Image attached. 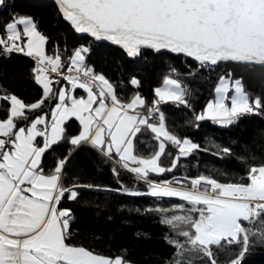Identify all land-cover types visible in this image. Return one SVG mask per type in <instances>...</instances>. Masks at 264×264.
Masks as SVG:
<instances>
[{"label": "snow or ice", "instance_id": "obj_1", "mask_svg": "<svg viewBox=\"0 0 264 264\" xmlns=\"http://www.w3.org/2000/svg\"><path fill=\"white\" fill-rule=\"evenodd\" d=\"M5 2L0 0V6ZM58 3L63 17L77 32L121 45L129 56L150 48L182 53L201 65L232 61L264 66V0H58ZM19 25H23L22 31ZM47 40L30 17L13 18L5 25V35L0 36V52H20L37 59L38 65L33 69L35 80L44 90V97L30 105L15 94L0 96V100L10 101L7 118L0 119V264H130L123 257L108 258L66 243L72 217L69 209H59L58 205L65 192L70 199H76L77 186L66 189L60 185L64 161L54 174L45 175L40 167L41 158L63 139L64 122L76 117L83 131L71 138L72 145L90 141L105 155L118 157L123 168L143 180H147L150 171H171L181 157L190 155L198 145L180 140L166 130L159 103L174 101L187 106L186 89L178 79L166 78L163 87L155 90L159 99L147 109V115H141L136 109L143 108L145 100L136 95L130 102L122 103L112 83L85 65L87 48L74 52L65 75L60 72L63 68L60 54H46ZM50 73H58L71 86L70 90L61 88L56 95L59 102L51 125L44 116H39L27 130L24 126L17 127V120H28L25 110H37L52 98L54 81ZM131 83L139 86L136 79ZM230 83L235 91L231 98ZM77 88L87 92L86 99L69 95V91ZM216 92L217 100L209 103L206 114L197 115V120L210 118L231 124L241 115L264 107L259 97H249L240 79L230 82L222 77ZM155 113H160L158 124L150 123ZM38 126H43V130ZM142 129H150L179 148L171 168L158 163L165 152L164 140L150 158L134 154V140ZM36 137H44L43 146L34 143ZM222 151L230 153L228 148ZM248 175L247 184H225L200 176L190 181V189L172 187V182L150 183V192L129 194L178 197L191 205L184 215L168 216L167 209H156L165 213L163 222L171 228L187 226V230L181 228L178 233L186 238L183 244L170 241L179 249L178 256L196 253L207 257L210 264H217L212 246H221L223 241L229 246L241 245L230 262L241 264L250 242L251 245L264 242V232L242 223L254 224L264 218V164L251 167ZM177 207L183 210V205ZM174 264L180 261L177 259Z\"/></svg>", "mask_w": 264, "mask_h": 264}, {"label": "trees", "instance_id": "obj_2", "mask_svg": "<svg viewBox=\"0 0 264 264\" xmlns=\"http://www.w3.org/2000/svg\"><path fill=\"white\" fill-rule=\"evenodd\" d=\"M15 17H30L38 30L48 37L45 51L48 56L60 54L64 70L69 58L81 47L87 48L84 63L96 74H103L112 83L118 99L130 102L136 95L145 100L137 112L145 114L159 98L155 90L163 86L166 78L178 79L186 89L188 105L174 107L171 103L161 108L166 130L178 139H187L198 145L190 155L181 157L175 168L163 173H149L147 180L123 168L118 157H109L88 144L72 145L71 138L79 135L80 127L73 120L66 124L63 139L44 154L41 169L45 175L54 174L64 161L60 185L66 189L77 186L76 199L68 192L61 198L59 209H69L71 219L66 243L84 247L94 254L108 258L123 257L131 264H210L207 257L185 252L170 241L183 244L181 228L173 229L163 222L167 215H184L191 207L185 201L158 198L151 195H130L129 192H150V183L172 182L177 188L190 189V181L200 176L216 179L220 183H249V169L264 164V107L250 116H240L227 127L212 121L197 120L216 95L221 78L234 82L240 79L251 99L259 97L264 103V66L235 62L217 65L204 64L181 55L141 50L130 58L121 48L106 42H97L89 36H80L65 21L59 7L51 0H6L0 6V36L5 25ZM25 39V38H24ZM34 61L24 55L2 56L0 52V96L15 94L25 104H33L44 97L41 85L35 80ZM52 98L45 100L37 110H25L28 120H17V127L30 126L36 117L44 116L49 122L58 103L56 95L66 82L51 75ZM139 81V86L131 83ZM59 81V83H56ZM10 101L0 100V119L9 114ZM160 113L150 123H159ZM41 138H38L40 142ZM159 138L150 129H142L134 140V153L139 158H150L159 150ZM165 152L159 164L171 168L179 155V148L164 140ZM228 148L230 153L222 150ZM127 190V191H126ZM183 205V210L177 206ZM151 209V211H150ZM264 232V227L259 229ZM187 247V245H186ZM217 264H230L229 253L212 246ZM241 264H264V242L251 245Z\"/></svg>", "mask_w": 264, "mask_h": 264}, {"label": "crops", "instance_id": "obj_3", "mask_svg": "<svg viewBox=\"0 0 264 264\" xmlns=\"http://www.w3.org/2000/svg\"><path fill=\"white\" fill-rule=\"evenodd\" d=\"M20 29H21V31H22V29H23V25H19L18 26ZM25 40H26V38H25ZM41 85V84H40ZM41 87H42V89H43V86L41 85ZM52 87V86H51ZM61 88H65V89H69L70 90V88H71V86H70V84L69 83H67V82H65L64 84H63V86L61 87ZM95 90V89H94ZM43 94H44V90H43ZM69 95H72V96H75L76 98H84V99H86L87 98V92L84 90V89H79V88H77L74 92L73 91H69ZM59 102V101H58ZM174 102V101H173ZM58 104V103H57ZM69 104H70V101H69ZM56 107V106H55ZM55 107H54V109H53V111H52V114H53V112L55 111ZM94 107H95V105H94ZM138 109H140V108H137L136 109V111H138ZM141 115H144V114H142V113H140ZM85 115H87V113H85ZM75 121L77 124H78V126L80 127V133L83 131V125L80 123V121L76 118V117H71V118H69V119H67L65 122H64V124L62 125V127L64 128V130H65V128H66V124L69 122V121ZM51 122H52V115H51V118H50V120H49V122H48V124L49 125H51ZM213 122V121H212ZM38 128H40L41 130H43V126H38ZM27 130V129H26ZM65 132V131H64ZM79 133V134H80ZM64 134V133H63ZM0 138H2V137H0ZM38 138H41L40 139V142H39V140H38ZM159 138H163V137H159ZM164 139V138H163ZM44 137H36V139H35V141H34V143L37 145V146H43V144H44ZM84 144H88L89 146H92L93 148H95V149H97V150H99V151H102L99 147H97V146H94L90 141H84V142H81L79 145H77V146H80V145H84ZM55 145V144H54ZM53 146V145H52ZM51 146V147H52ZM103 153H104V151H102ZM45 154V153H44ZM44 156V155H43ZM43 156H42V158H41V163H42V159H43ZM41 163H40V166H41ZM149 173H152V172H149ZM154 173V172H153ZM60 182V181H59Z\"/></svg>", "mask_w": 264, "mask_h": 264}, {"label": "rangeland", "instance_id": "obj_4", "mask_svg": "<svg viewBox=\"0 0 264 264\" xmlns=\"http://www.w3.org/2000/svg\"><path fill=\"white\" fill-rule=\"evenodd\" d=\"M50 76H51V74H50ZM51 78L53 79V77L51 76ZM230 80V79H229ZM230 82H232L231 80H230ZM219 84H220V82L218 83V85H217V87L219 86ZM163 87V86H162ZM216 87V88H217ZM228 95H229V98H231V96H233V95H235V91H234V86H233V83H230V90H229V93H228ZM217 98H218V94H217V92H216V95H215V98L211 101V102H209V103H214L216 100H217ZM173 101H167L166 103H172ZM208 103V104H209ZM207 104V105H208ZM229 104H230V100H229ZM206 111H207V106H206V108L202 111V112H200L199 113V115L200 114H206ZM204 121H213V122H216V123H219V124H222V123H220V122H218V121H216V120H212V119H210V118H205L204 119ZM135 154V153H134ZM139 158V157H138ZM159 163V162H158ZM130 166H135V165H130ZM151 172V171H150ZM172 186V185H171ZM164 198V197H163ZM167 199H171V198H168L167 197ZM173 200H179V201H182L181 199H173ZM242 223L244 224V226L245 227H253L254 229H260V228H262V227H264V218H261V221L260 222H257V223H254V224H249L248 222H243L242 221ZM215 247H217V248H219V249H221V250H224L225 252H227V253H229L233 258H235L237 255H238V253L240 252V250H241V245H238V244H234V245H227L226 243H224L223 241H222V244H221V246H215ZM131 264V263H130Z\"/></svg>", "mask_w": 264, "mask_h": 264}, {"label": "built area", "instance_id": "obj_5", "mask_svg": "<svg viewBox=\"0 0 264 264\" xmlns=\"http://www.w3.org/2000/svg\"><path fill=\"white\" fill-rule=\"evenodd\" d=\"M1 54H2V56H4V57H9V56H11V55H24V56H27V55H25L24 53H20V52H12V53H7V52H1ZM28 57V56H27ZM29 58H31L33 61H34V63H35V65H36V67H37V65H38V61H37V59L35 58V57H29ZM72 58V57H71ZM71 58H69V61H68V63H67V65H66V67H65V69L64 70H61L60 72H62V73H64L65 75H67L68 73H67V68L70 66V59ZM51 75H58V76H60L58 73H50ZM61 77V76H60ZM65 80V79H64ZM67 83H68V81L67 80H65ZM166 104H168V103H166L165 101H161L160 103H159V109H160V111H161V108L163 107V106H165ZM174 107H179L180 106V103H178V102H172L171 103ZM148 113H145L144 115H147ZM155 114H157V113H155ZM253 114V112L252 113H246V114H243V116H250V115H252ZM154 115V114H153ZM235 122V121H234ZM233 122V123H234ZM214 125H216V126H221V127H227L229 124H219V123H216V122H214Z\"/></svg>", "mask_w": 264, "mask_h": 264}, {"label": "water", "instance_id": "obj_6", "mask_svg": "<svg viewBox=\"0 0 264 264\" xmlns=\"http://www.w3.org/2000/svg\"><path fill=\"white\" fill-rule=\"evenodd\" d=\"M51 1H53V2H55L56 3V5L59 7V3H58V0H51ZM59 9H60V7H59ZM61 11V10H60ZM61 14H62V12H61ZM63 16V15H62ZM64 18V17H63ZM65 19V18H64ZM65 21L66 22H68L70 25H71V23L69 22V21H67L66 19H65ZM72 26V25H71ZM73 27V26H72ZM73 29L75 30V28L73 27ZM76 31V30H75ZM77 32V31H76ZM80 36H89L90 38H92L93 40H95V41H97V42H106V43H109V44H111V45H113V46H116V47H119V48H121L126 54H128L127 53V51L121 46V45H117V44H115L114 42H112V41H109V40H98V39H96L95 37H93V36H91V34H89V33H79V32H77ZM146 49H150V48H143L142 50H146ZM150 50H152V51H154L155 53H169V54H172V55H181V56H185V57H187V58H190V59H192V60H195L194 58H192V57H188L187 55H185V54H182V53H172L171 51H169V50H160L159 52H157V51H155V50H153V49H150ZM129 56V55H128ZM130 58H134V57H136V56H129ZM196 61V60H195ZM197 62H199V61H197ZM222 62H232V61H221V62H218L217 64H219V63H222ZM200 63V62H199ZM235 63H237V62H235ZM216 64V65H217ZM242 64H244V63H242ZM249 65H253V64H249ZM164 198H167V197H164ZM171 199H179V198H171Z\"/></svg>", "mask_w": 264, "mask_h": 264}, {"label": "bare ground", "instance_id": "obj_7", "mask_svg": "<svg viewBox=\"0 0 264 264\" xmlns=\"http://www.w3.org/2000/svg\"><path fill=\"white\" fill-rule=\"evenodd\" d=\"M168 198H178V197H168ZM180 199V198H179Z\"/></svg>", "mask_w": 264, "mask_h": 264}]
</instances>
